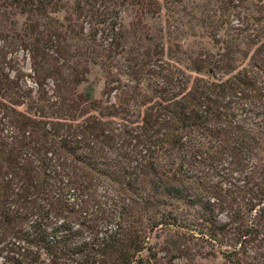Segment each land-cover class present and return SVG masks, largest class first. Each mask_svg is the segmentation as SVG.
Masks as SVG:
<instances>
[{"label": "trees", "instance_id": "16d2710c", "mask_svg": "<svg viewBox=\"0 0 264 264\" xmlns=\"http://www.w3.org/2000/svg\"><path fill=\"white\" fill-rule=\"evenodd\" d=\"M182 2L0 0V264H264V0L188 17L214 50Z\"/></svg>", "mask_w": 264, "mask_h": 264}, {"label": "rangeland", "instance_id": "374dc122", "mask_svg": "<svg viewBox=\"0 0 264 264\" xmlns=\"http://www.w3.org/2000/svg\"><path fill=\"white\" fill-rule=\"evenodd\" d=\"M185 11L188 12L187 15L181 18V22L185 23L182 25V29L185 32L183 37H179L178 40L182 44L183 48L187 49H207V50H214L212 47V43L210 39L204 35L201 29L193 28L195 33H191L188 29V17L191 15H207V14H214L217 16L218 14V5L219 0H183ZM167 14V13H166ZM135 13L134 10L130 7H126L125 11L121 14L122 16V23L127 24L131 19H133ZM172 18H177V14H173ZM11 20L14 23V27H18L19 24L22 22L21 15H10ZM166 18V22L164 19ZM229 19L228 26H234L236 21L234 20L233 13L227 17ZM151 24V20H148ZM160 27L164 26V24L171 23V19L166 17V15L162 14L161 17L154 22ZM171 28V26H169ZM172 29V28H171ZM227 32H230L227 29ZM220 34H223V30L219 31ZM11 64L14 66L13 68H20L23 72H28V61L26 59V54L22 51H15L12 52L10 55ZM87 80H89L94 86L95 95H98V92L102 86L103 76L100 69L97 66H90L89 73L87 74ZM175 239L174 233L167 228H163L161 231H158L157 234L153 232L150 235L149 242L156 244L155 251L157 257H162V248L163 246L170 244L172 240ZM187 250L186 254L183 256H178L172 258L170 263H163V264H230L226 262L223 257L218 253L216 247L209 245L208 243H201L194 241H187L186 242ZM164 262V260H162Z\"/></svg>", "mask_w": 264, "mask_h": 264}]
</instances>
